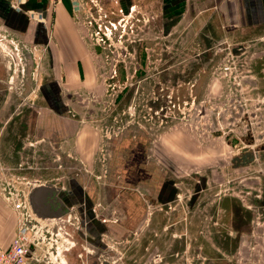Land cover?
I'll use <instances>...</instances> for the list:
<instances>
[{
    "label": "rangeland",
    "instance_id": "obj_1",
    "mask_svg": "<svg viewBox=\"0 0 264 264\" xmlns=\"http://www.w3.org/2000/svg\"><path fill=\"white\" fill-rule=\"evenodd\" d=\"M74 1L82 6L75 19L95 48V81L71 95L94 164L70 156L62 142L36 140L32 119L45 111L38 90L52 71L42 49L0 24V146L17 150L5 161L0 151V195L26 196L34 184L63 188L71 169L116 191V182H129L149 203L130 214L129 230L117 228L119 241L102 237L118 264H264V24L255 2L246 21L239 5L188 0L186 17L166 28L160 0ZM62 88L69 98V82ZM19 116L27 117L25 127L16 124ZM244 148L258 150L257 158L233 163ZM199 179L206 182L191 204ZM167 180L178 188L168 206L156 199ZM99 218L127 223L114 212ZM36 225L37 264H63L66 216ZM87 249L73 248L69 264H88Z\"/></svg>",
    "mask_w": 264,
    "mask_h": 264
},
{
    "label": "crops",
    "instance_id": "obj_2",
    "mask_svg": "<svg viewBox=\"0 0 264 264\" xmlns=\"http://www.w3.org/2000/svg\"><path fill=\"white\" fill-rule=\"evenodd\" d=\"M241 1L223 0L222 3L227 7L239 5L238 14L243 16ZM13 2L14 0H0V24L27 45L42 49L53 76V79L41 87V103L45 111L38 113L32 119V124H35L32 129H35L34 132L37 134L35 138L37 141L43 138L54 143L62 142V149L70 156L79 158L86 166H92L95 147L93 148L87 137H82L81 128L77 125L79 117L74 115L80 112L72 106L71 95L76 96L77 89H82L78 87L91 86L95 81L92 74L95 67L91 59L95 48L87 45L82 34V26L75 19L80 13L74 10L76 1L59 0L53 8H50L46 0H20V11L13 9ZM200 4H202L201 0H197V3L193 2L194 6ZM161 6L160 16L166 28H173L174 24L181 20L178 19L179 17H186L189 7L188 0H163ZM64 80L69 82L71 88L68 92L69 98L63 96ZM16 119L18 126H24L27 122L25 121L27 117L24 116ZM8 134L10 129L6 135ZM2 147H6L5 150ZM2 147L0 146L1 155L5 158L2 161L8 160L13 152H17L12 143ZM72 171L71 169L68 173L69 180L67 186L63 188L50 184H34L26 194V207L17 212L0 195V250H6L11 246L17 227L20 225L29 232L35 230L31 238L32 246L28 259L29 264L39 263L36 247L41 234L38 236L39 227L36 222L57 220L63 215L66 216L67 230L63 234L67 248L59 253L62 263L69 264V252L71 254V250L80 245L83 249L84 246L88 248L86 251L89 253L88 264H107L105 258L109 253L101 245L102 237L113 236L119 241L123 235L119 234L117 228L124 226L125 230H129L132 223L128 221V217L138 211L139 204H148L149 198L132 183L116 182V191L106 185L98 186L87 174ZM146 182L145 178L139 184L145 186ZM205 182V179L198 180L195 191L189 199L191 204L199 199L201 186ZM107 189L112 194L117 193L116 199H110L106 195ZM177 190L172 180L161 183L156 194L157 202L166 206L175 202L178 197ZM112 212L127 216V223L124 221V224L116 226L105 224L99 218L102 215L107 217ZM75 216H79V227L75 226Z\"/></svg>",
    "mask_w": 264,
    "mask_h": 264
},
{
    "label": "built area",
    "instance_id": "obj_3",
    "mask_svg": "<svg viewBox=\"0 0 264 264\" xmlns=\"http://www.w3.org/2000/svg\"><path fill=\"white\" fill-rule=\"evenodd\" d=\"M46 1L50 8H53L59 0ZM19 4L20 0H14L12 4L13 9L20 11ZM74 6L75 9H77V12H79L82 7L80 2L77 1L74 2ZM4 197L8 205L16 212L27 205V197L25 195L20 196L17 193L8 191L5 193ZM31 246L32 241L30 238V232L19 225L11 246L6 250H0V264H29L28 257L31 251Z\"/></svg>",
    "mask_w": 264,
    "mask_h": 264
},
{
    "label": "flooded vegetation",
    "instance_id": "obj_4",
    "mask_svg": "<svg viewBox=\"0 0 264 264\" xmlns=\"http://www.w3.org/2000/svg\"><path fill=\"white\" fill-rule=\"evenodd\" d=\"M96 2V1H95ZM160 2H161V4H162V2H163V0H160ZM251 1L250 0H242L241 1V4H242V11H243V13H244V15H243V17L245 18V20L247 21V19L249 18V16H253V12L251 11V6L253 5V4H251V5H249V3H250ZM253 2H255V4H254V6L253 7H255V15L256 16H259V17H261L262 19V21H260V22H257V23H259V25H261V24H264V0H253ZM94 5L96 6V4L94 3ZM42 87V86H41ZM41 87L39 88V92L40 93H42L41 91H42V89H41ZM245 149V148H244ZM261 150H263V149H261ZM257 157L255 156V159H256ZM254 159V160H255ZM238 160V161H237ZM232 162L233 163H235V164H243V160H242V155H240L239 157H236V158H233L232 159ZM132 250V249H131ZM120 254V253H119ZM117 257V256H116ZM115 256H113V255H110V254H108L107 255V257H106V261H107V263H109V264H112V263H116V264H118V261H119V259H120V257H117L116 258ZM109 260H113L112 262L111 261H109Z\"/></svg>",
    "mask_w": 264,
    "mask_h": 264
},
{
    "label": "water",
    "instance_id": "obj_5",
    "mask_svg": "<svg viewBox=\"0 0 264 264\" xmlns=\"http://www.w3.org/2000/svg\"><path fill=\"white\" fill-rule=\"evenodd\" d=\"M238 49H239V50H242L243 47H242V46H239ZM235 51H237V49H234V50H233V52H235ZM260 150H261V149H260ZM257 152H258V150L256 151V153H257ZM256 153H251V152H249V149H247V148L243 149V150H242V154H241V155H242L243 164H241V165L246 166V165L250 164L251 162H253L254 159H255ZM237 161H238V160H237ZM34 189H35V188H34ZM34 189H33V190H34ZM107 264H109V263H107Z\"/></svg>",
    "mask_w": 264,
    "mask_h": 264
},
{
    "label": "bare ground",
    "instance_id": "obj_6",
    "mask_svg": "<svg viewBox=\"0 0 264 264\" xmlns=\"http://www.w3.org/2000/svg\"><path fill=\"white\" fill-rule=\"evenodd\" d=\"M3 47V46H2Z\"/></svg>",
    "mask_w": 264,
    "mask_h": 264
}]
</instances>
